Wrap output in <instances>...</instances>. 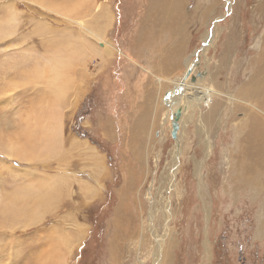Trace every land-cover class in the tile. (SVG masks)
I'll return each mask as SVG.
<instances>
[{"label": "rangeland", "instance_id": "374dc122", "mask_svg": "<svg viewBox=\"0 0 264 264\" xmlns=\"http://www.w3.org/2000/svg\"><path fill=\"white\" fill-rule=\"evenodd\" d=\"M76 1L0 0V226L25 213L0 264H53L65 232L66 264H264V0ZM47 78L63 136L27 164Z\"/></svg>", "mask_w": 264, "mask_h": 264}, {"label": "bare ground", "instance_id": "6f19581e", "mask_svg": "<svg viewBox=\"0 0 264 264\" xmlns=\"http://www.w3.org/2000/svg\"><path fill=\"white\" fill-rule=\"evenodd\" d=\"M85 1L86 0H77L75 6L77 8H81L82 3ZM171 5L174 9H180L182 3L181 0H173ZM73 7H74L73 5H70L69 10ZM100 36L101 33H96L95 38L98 39L100 38ZM105 49L107 48L105 47ZM76 55H78V57L83 61L85 60V57L83 55L81 54H76ZM46 84H47V88L43 96L40 98V100H42V103L38 104V111L37 109H35L34 113L32 111L31 114L26 116V120L22 125L23 126L22 130L19 131L20 132L19 137L24 138L28 146H25L21 142H13L10 143V147H9V149L12 152H14L17 156L21 158L22 161H24L27 164L48 163L50 162V160L55 159L56 156L58 155L57 147L60 138H62L63 136L62 135L63 127H64L63 117L58 112V111H62L61 106L63 105V103L55 97L57 88L61 89L63 86V82L61 80L58 81L55 78H47ZM77 100H73V102H77ZM87 145L88 144L83 143V146L85 148L90 149L95 153L94 148H91ZM48 186H49L48 179L43 178L39 182L37 188L39 190L40 189L47 190ZM93 190L94 189L92 187H89L88 193ZM2 195L3 192H0V198L2 197ZM32 199L33 198H30V201ZM29 203L30 202L27 203L25 208L29 207ZM24 216H25L24 211H22L21 209H16L14 210L13 219L5 220L6 227H3V224L0 227L3 229L12 230L19 226L18 224L13 223V221ZM74 230L76 231L74 240L83 239L84 237L83 234L85 233V229L81 225H78V228L75 227ZM51 242L53 244V247L51 249L52 251H49V249H47V251H49L46 253L48 258L50 257V252H52L51 254L52 260L54 259L53 264H66V259L68 255L71 253L70 247L72 245L71 244L72 238L70 234L67 232L54 233L51 237ZM207 246L205 250H207L208 252Z\"/></svg>", "mask_w": 264, "mask_h": 264}, {"label": "water", "instance_id": "95a60500", "mask_svg": "<svg viewBox=\"0 0 264 264\" xmlns=\"http://www.w3.org/2000/svg\"><path fill=\"white\" fill-rule=\"evenodd\" d=\"M191 75V68L189 67L187 70H186V73L184 74L183 76V79L186 80L188 77H190ZM196 79H194L195 81ZM178 92V89L177 90H173L171 93H168L166 98H168L169 96H174L176 93ZM179 116H180V113L179 111H177V113H175L174 115V120L172 121L171 123V132H170V135H171V138L173 140L176 139L177 137V132L179 130V127H178V124H177V121L179 119Z\"/></svg>", "mask_w": 264, "mask_h": 264}]
</instances>
